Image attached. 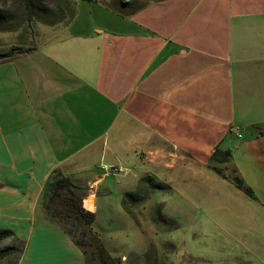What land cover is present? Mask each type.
Returning a JSON list of instances; mask_svg holds the SVG:
<instances>
[{
    "label": "crops",
    "instance_id": "obj_1",
    "mask_svg": "<svg viewBox=\"0 0 264 264\" xmlns=\"http://www.w3.org/2000/svg\"><path fill=\"white\" fill-rule=\"evenodd\" d=\"M141 1H89L96 24L74 0L67 24L36 27L0 60V228L22 245L16 264H86L48 217L54 174L81 188L93 223L100 189L130 225L128 211L150 214L149 178L206 225L264 227V0Z\"/></svg>",
    "mask_w": 264,
    "mask_h": 264
},
{
    "label": "rangeland",
    "instance_id": "obj_2",
    "mask_svg": "<svg viewBox=\"0 0 264 264\" xmlns=\"http://www.w3.org/2000/svg\"><path fill=\"white\" fill-rule=\"evenodd\" d=\"M33 1L52 9L53 14L50 15V19L57 21L53 25L67 24L64 15L71 10L74 0ZM135 1L136 4L142 2ZM21 3L22 0H0V14L13 16V12L19 11ZM80 3L83 17L89 18L96 24H105L99 16H96L101 10L98 2L80 0ZM8 25L10 28L5 29L4 24H0V51L20 45L23 38L27 40L30 37L32 42L38 41L37 38L41 34L33 33L34 29L53 26L41 22L36 17L27 23L18 16L13 25L11 23ZM117 180L115 176L107 178V181L113 185ZM154 181L156 186L149 188L145 197L152 204L151 213L128 211V218L133 225H130L126 218L118 215L121 204L117 200L116 191L104 193L100 189L96 195L97 214L94 223L92 221L90 224V229L108 255L116 259L117 264H264V233L260 232L261 229L264 232V227L244 226L243 230L239 231L240 227L223 225L222 221H219L221 224L218 225H206L203 223L205 220L201 213L195 207L173 208L175 205H181L179 195L167 191L163 182L157 179ZM62 185L58 189L59 195L50 200V208L58 212L60 216L58 222L63 223L65 229L77 241H81L86 257L89 258V264H97L94 243H87L84 227L73 225L69 222L70 218L62 217L66 209L62 204L63 200L68 199L78 204L81 188L78 185H73L71 188L66 183ZM68 189L72 190L71 194ZM224 196L230 201L225 205H231V200L234 199L227 193ZM122 197L123 205L128 206L132 197L126 195ZM84 205L88 208L91 203H88L87 199ZM144 216L150 220V225L143 223ZM5 240L0 244L18 246V243L11 238ZM13 256H16V253L1 258L0 264H12Z\"/></svg>",
    "mask_w": 264,
    "mask_h": 264
},
{
    "label": "trees",
    "instance_id": "obj_3",
    "mask_svg": "<svg viewBox=\"0 0 264 264\" xmlns=\"http://www.w3.org/2000/svg\"><path fill=\"white\" fill-rule=\"evenodd\" d=\"M86 1H91V0H86ZM117 1L119 2L120 7H125L129 10H131L132 8H135V7H137L143 3L142 2L140 4H136L135 0H125V1L124 0H117ZM52 12H53L52 9H50L49 7L35 3V1H33V0H22L19 11L13 12V16H4V15L0 14V24H4L3 27L5 29H8V28H10L8 23H11L13 25L17 16H18L19 18H23V20H25L27 23H28V21L31 22L32 18L35 19V17H36L41 22H43L47 25H53L57 21L54 19H50L51 18L50 15L53 14ZM72 14H73V6H72L71 10H69L67 12V14L64 15V18L67 19V21H68L70 19V17L72 16ZM24 51H26V49L21 48L20 46L9 47L5 51H0V60L8 59V58L12 57L14 54L24 52ZM229 159H230L229 155L224 156L223 153L221 155L217 154L216 150H214L210 155V160L214 163H216V162L217 163L228 162ZM210 167L212 169H214L217 173L223 175L220 168H218L214 164L210 165ZM228 178L235 185V187L240 189L246 195H248L250 197L253 196L251 190L249 189V187H247L244 184L243 180L237 174L233 173V169L230 170V176ZM145 179L149 182L151 187L156 186V184L151 182V180L149 178H145ZM63 183H65V180L62 177L58 176L57 174H54L53 176H51L47 179L44 188H45V190H49L53 196H58L57 189H59V187L63 186L62 185ZM71 193L72 192H70V194ZM124 195L129 196V197L132 196L131 193H125ZM85 200H87V199H85ZM88 203H91L89 199H88ZM62 204L64 206H66V209H65L64 213L62 214V217L65 219L70 218L71 220H69V222L73 225L75 224L76 226H78V227L80 226L81 228L84 227L83 228L85 230L84 234H87V243H89V244L94 243L95 255H96L95 257L98 261L97 264H117L116 259H114L113 257L108 255V253L106 252L104 247L99 243V239L95 236L94 233H92V231L90 229V224L93 221V213L84 210L80 206L79 202L77 204L74 201L64 199ZM46 206H47V208H50V207H48V205H46ZM47 213H48V211H47ZM48 217L51 220H54L53 218H55V220L56 219L58 220V218H60L57 211H50L48 213ZM58 226L61 229H63L65 231V233H67L71 237L72 241L81 249V251L85 255L86 264H89V258L86 257V251L83 248V244L81 243V241H77L73 237V235L68 230L65 229L63 223L60 222ZM6 238H11L15 243H18V246H14L11 244H7V245H1L0 244V259L3 257H6V256H11L12 254L16 253V256H13V263H12V264H16L18 261L19 255L22 251V245H21L20 241L13 235V233L10 230L0 228V242Z\"/></svg>",
    "mask_w": 264,
    "mask_h": 264
},
{
    "label": "built area",
    "instance_id": "obj_4",
    "mask_svg": "<svg viewBox=\"0 0 264 264\" xmlns=\"http://www.w3.org/2000/svg\"><path fill=\"white\" fill-rule=\"evenodd\" d=\"M238 136H240V134H237ZM117 170H120V169H116L115 171H117Z\"/></svg>",
    "mask_w": 264,
    "mask_h": 264
}]
</instances>
